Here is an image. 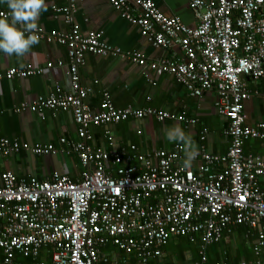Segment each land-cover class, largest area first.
I'll return each mask as SVG.
<instances>
[{
  "label": "built area",
  "instance_id": "obj_1",
  "mask_svg": "<svg viewBox=\"0 0 264 264\" xmlns=\"http://www.w3.org/2000/svg\"><path fill=\"white\" fill-rule=\"evenodd\" d=\"M68 1L53 9L65 15L70 31L38 27L37 35L67 48L71 90L58 85L33 104L21 103L17 111L41 117L45 109L72 112L78 139L60 141L67 145L66 154H77L83 170L77 179L57 171L46 179L12 171L0 174V264H150L181 237L199 245L194 264H208L207 248L236 226L256 232L255 259L214 264H264V158L244 151L247 141H264V121L248 124L243 111L252 96L244 78H264V0H188L199 18L197 26L166 15L152 0H108L156 48L179 46L180 56L152 62L141 51L110 45L100 31L81 32L73 21L77 0ZM88 53L130 59L170 74L197 98L215 90L217 113L228 122L227 152L202 150L194 160L197 167L185 168L178 144L171 150L145 152L130 145L134 154L92 146V125L147 117L195 121L154 107H118L108 91L102 110L94 111L85 101L90 89L82 86L79 73ZM53 67L52 62L46 67H11L0 71V80L42 75ZM207 134L203 127L200 138ZM21 151L50 155L57 147L0 135L1 155ZM108 247L127 257L112 258L104 252Z\"/></svg>",
  "mask_w": 264,
  "mask_h": 264
},
{
  "label": "crops",
  "instance_id": "obj_2",
  "mask_svg": "<svg viewBox=\"0 0 264 264\" xmlns=\"http://www.w3.org/2000/svg\"><path fill=\"white\" fill-rule=\"evenodd\" d=\"M152 1L166 15L179 16L187 25L197 26L199 23V18L189 7L188 0ZM68 4V0H46V10L42 11L37 19L38 27L44 28L47 32L70 31L71 25L66 22L65 15L53 9L54 5L63 7ZM2 10L7 9L5 5L0 4V12ZM73 18L81 32L100 31L103 39L110 45L122 51H141L149 62L181 55L178 45L162 49L147 42L141 36L139 27L122 18L108 0H77ZM59 61H63L64 64L58 66ZM49 62H52L54 67L47 69L42 75L0 80V135L17 138L30 144H53L57 147V152L50 155H35L27 151L11 156L0 154V174L12 171L18 176L36 175L41 179L48 178L54 171L68 174L73 179L81 175L83 167L77 154H66L64 151L67 145L60 141L63 137L72 141L78 139L72 112L45 109L44 116L41 117L30 110L17 111L21 103L33 104L38 96L54 91L58 85L66 92L71 90L67 48L57 42L41 39L23 58L0 55V71L26 65L46 67ZM79 73L82 86L90 89L85 101L94 111L102 110L104 92L108 91L118 107L129 105L138 108L154 107L177 117L184 116L195 121L189 123L179 119L159 121L155 117H147L103 126L92 125L89 128L93 136L90 141L92 146L128 154H134L130 145H136L139 151L144 152L171 150L176 144L166 141L163 133L167 127L178 125L190 134L198 154L202 150L218 154L227 152L230 146L229 138L225 134L228 122L217 113L215 90L205 93L202 98L191 96L174 76L115 56H96L88 53L85 62L79 68ZM146 73H149L151 79ZM244 79L252 96L244 103L243 111L247 123L254 125L264 121V78ZM203 127L208 129L204 140L200 138ZM108 132L113 137L112 142L108 138ZM244 151L264 158V141L249 140L244 145ZM197 165L198 161H193L191 166ZM260 184L264 189V177L261 178ZM249 231L245 226H236L230 233H226L221 244L212 245L214 248L211 253L219 257V260L227 262L230 261L225 258L229 256L230 263L244 259L253 260L252 247L255 236ZM178 246L179 239L172 241L164 249L163 257L155 260L154 264H194L195 255L189 251L184 253L182 259L178 258L176 252L182 249ZM104 252L119 260L127 257L126 253L113 247L106 248Z\"/></svg>",
  "mask_w": 264,
  "mask_h": 264
},
{
  "label": "clouds",
  "instance_id": "obj_3",
  "mask_svg": "<svg viewBox=\"0 0 264 264\" xmlns=\"http://www.w3.org/2000/svg\"><path fill=\"white\" fill-rule=\"evenodd\" d=\"M7 14L0 16V55L23 58L38 43L37 19L46 10V0H0ZM164 138L181 146L182 166L188 168L198 155L190 134L178 125L164 130Z\"/></svg>",
  "mask_w": 264,
  "mask_h": 264
},
{
  "label": "trees",
  "instance_id": "obj_4",
  "mask_svg": "<svg viewBox=\"0 0 264 264\" xmlns=\"http://www.w3.org/2000/svg\"><path fill=\"white\" fill-rule=\"evenodd\" d=\"M249 230V229H248ZM250 232V234L251 233H253L254 234V236H256V232L255 231H252V230H250L249 231ZM249 234V233H248ZM226 235V234H225ZM224 235V236H225ZM224 238V237H223ZM222 238V239H223ZM223 241V240H222ZM222 241L221 242H218L217 244H221L222 243ZM216 245V244H215ZM179 248L181 247L182 249H179V251L178 252H176L177 254H178V258H181V257H183L184 256V253L186 252V251H189L190 253H192V254H194L195 255V260L197 261L198 259H199V245H198V243H194V242H191L188 238H185V237H181V238H179V246H178ZM165 248H167V246L165 247ZM211 248V249H210ZM214 247H212V245L211 246H209L208 248H207V251H206V253H207V256H208V264H214L215 263V261H218L219 260V257H216V255L214 254V253H211V250L213 249ZM253 250V249H252ZM254 254V253H253ZM264 254V253H263ZM0 257H1V255H0ZM263 259H264V256L262 257ZM182 259V258H181ZM226 260H228V261H230L231 262V258L228 256L227 258H225ZM254 259H255V255H254ZM253 259V260H254ZM248 260V259H247ZM154 261L155 260H152L150 263H152V264H154ZM233 261V260H232ZM229 262V263H230Z\"/></svg>",
  "mask_w": 264,
  "mask_h": 264
}]
</instances>
